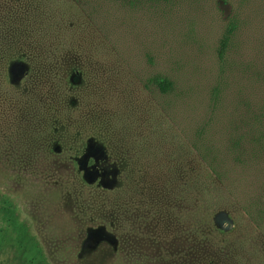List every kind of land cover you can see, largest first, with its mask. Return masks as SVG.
<instances>
[{
  "label": "rangeland",
  "instance_id": "1",
  "mask_svg": "<svg viewBox=\"0 0 264 264\" xmlns=\"http://www.w3.org/2000/svg\"><path fill=\"white\" fill-rule=\"evenodd\" d=\"M0 264H264V0H0Z\"/></svg>",
  "mask_w": 264,
  "mask_h": 264
},
{
  "label": "trees",
  "instance_id": "2",
  "mask_svg": "<svg viewBox=\"0 0 264 264\" xmlns=\"http://www.w3.org/2000/svg\"><path fill=\"white\" fill-rule=\"evenodd\" d=\"M233 33V28H228L226 35L223 37L221 43H220V50H219V55L222 56V54L224 53L226 46L231 38V35ZM157 86L159 87V89L162 92H166L167 90H169V88L171 87V84L165 80H161V81H157ZM216 176H218L216 173H214Z\"/></svg>",
  "mask_w": 264,
  "mask_h": 264
}]
</instances>
